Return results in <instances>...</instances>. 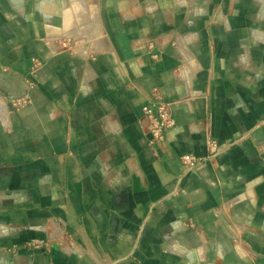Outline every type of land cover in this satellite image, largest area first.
<instances>
[{"label":"crops","instance_id":"1","mask_svg":"<svg viewBox=\"0 0 264 264\" xmlns=\"http://www.w3.org/2000/svg\"><path fill=\"white\" fill-rule=\"evenodd\" d=\"M0 264H264V0H0Z\"/></svg>","mask_w":264,"mask_h":264},{"label":"built area","instance_id":"2","mask_svg":"<svg viewBox=\"0 0 264 264\" xmlns=\"http://www.w3.org/2000/svg\"><path fill=\"white\" fill-rule=\"evenodd\" d=\"M148 46L149 48H153L154 40H149ZM152 56L156 57L157 53H152ZM39 64L40 61L38 59H34L30 73H33L35 71V68H37ZM30 102L31 100L28 96L21 95L13 97L10 101V105L15 110H20L27 106ZM172 106L173 102L164 100L157 93L156 89L152 90V92L150 93V100H148L142 106L143 115L148 117L150 122L149 132L151 134V142L163 141L167 129L171 128L175 124V120L172 114ZM207 149L208 154L212 156L221 151L223 147L215 139L210 138L207 140ZM180 158L184 163L188 165H194L202 160V158L196 157L190 153H184ZM189 225L191 227H195V223L192 220L189 221ZM61 241L62 240L58 241V243H61ZM22 246L37 249L41 248L43 250L49 251L51 249V241L49 239H40L37 237L24 241L22 243Z\"/></svg>","mask_w":264,"mask_h":264},{"label":"water","instance_id":"3","mask_svg":"<svg viewBox=\"0 0 264 264\" xmlns=\"http://www.w3.org/2000/svg\"><path fill=\"white\" fill-rule=\"evenodd\" d=\"M16 229L17 228H11L10 230L15 231ZM64 246L68 247V250L72 251V252L76 251V249H77L76 247H74L75 245L72 244L69 239H63L61 241V243L51 241V247H54V248L58 247V248H61L63 250H66Z\"/></svg>","mask_w":264,"mask_h":264},{"label":"rangeland","instance_id":"4","mask_svg":"<svg viewBox=\"0 0 264 264\" xmlns=\"http://www.w3.org/2000/svg\"><path fill=\"white\" fill-rule=\"evenodd\" d=\"M82 24H84V23L81 22L80 25H82ZM87 29H89V27H88ZM80 30H81V32L84 31L83 28H81ZM80 38L82 39V38H84V37L81 36ZM82 41H84V39H83ZM66 42L69 44L70 42H72V38H68Z\"/></svg>","mask_w":264,"mask_h":264}]
</instances>
